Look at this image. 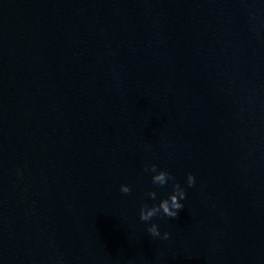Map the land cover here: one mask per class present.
Returning <instances> with one entry per match:
<instances>
[{"label": "water", "instance_id": "95a60500", "mask_svg": "<svg viewBox=\"0 0 264 264\" xmlns=\"http://www.w3.org/2000/svg\"><path fill=\"white\" fill-rule=\"evenodd\" d=\"M0 264H264V0H0Z\"/></svg>", "mask_w": 264, "mask_h": 264}, {"label": "clouds", "instance_id": "9594fccd", "mask_svg": "<svg viewBox=\"0 0 264 264\" xmlns=\"http://www.w3.org/2000/svg\"><path fill=\"white\" fill-rule=\"evenodd\" d=\"M158 166L156 163L145 164L144 171L152 173V183L160 187H164L170 180L173 181V190L169 195L159 201V203H153L151 206L144 203L140 208L139 218L141 221L148 222L153 217L157 216L162 212L163 215L169 218H176L178 216L179 210L184 207L182 201L186 198V191L181 187L178 181H175V178L172 174L166 169L157 170ZM195 176L193 173L189 172L187 174V184L189 187L195 184ZM120 191L124 194H130L132 189L129 184H121ZM153 201L156 200L157 192L155 190H150L147 193ZM148 233L151 237H159L162 240H167L170 237L168 231L161 233L160 227L157 223L153 222L147 227Z\"/></svg>", "mask_w": 264, "mask_h": 264}]
</instances>
